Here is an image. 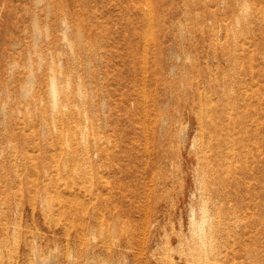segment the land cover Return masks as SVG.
<instances>
[{
	"label": "rangeland",
	"instance_id": "374dc122",
	"mask_svg": "<svg viewBox=\"0 0 264 264\" xmlns=\"http://www.w3.org/2000/svg\"><path fill=\"white\" fill-rule=\"evenodd\" d=\"M44 261L264 264V0H0V264Z\"/></svg>",
	"mask_w": 264,
	"mask_h": 264
},
{
	"label": "bare ground",
	"instance_id": "6f19581e",
	"mask_svg": "<svg viewBox=\"0 0 264 264\" xmlns=\"http://www.w3.org/2000/svg\"><path fill=\"white\" fill-rule=\"evenodd\" d=\"M245 6H246V5H245ZM248 11H249V10H248ZM241 12H242V11H241ZM54 88H55V86L53 87V91H51L53 96H55V93H56L55 90H54ZM61 90H62V89H61ZM55 97H56V96H55ZM53 98H54V97H53ZM57 99H58V98H57ZM57 99H56V101H57ZM53 100H54V99H53ZM54 101H55V100H54ZM54 104H55V103H54ZM203 224H204V223H203ZM204 232H205V231H204ZM194 234H195V233H194ZM203 237H204V236H203ZM201 243H202V242H201ZM201 246H203V245L201 244ZM206 246H207V245H206ZM204 247H205V245H204ZM202 248H203V247H202ZM205 249H206V248H205ZM202 250H203V249H202ZM52 256H53V255H52ZM52 259H53V257H52ZM52 259H51V260H52ZM52 262H53V260H52ZM55 262H56V261H55ZM55 262H54V263H55ZM44 263L46 264L45 261H44ZM54 263H52V264H54ZM40 264H41V263H40ZM48 264H49V263H48ZM56 264H57V263H56Z\"/></svg>",
	"mask_w": 264,
	"mask_h": 264
}]
</instances>
